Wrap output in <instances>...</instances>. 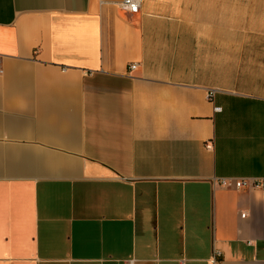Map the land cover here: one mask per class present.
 <instances>
[{"label":"crops","instance_id":"obj_1","mask_svg":"<svg viewBox=\"0 0 264 264\" xmlns=\"http://www.w3.org/2000/svg\"><path fill=\"white\" fill-rule=\"evenodd\" d=\"M141 1L0 0V264H264V0Z\"/></svg>","mask_w":264,"mask_h":264},{"label":"built area","instance_id":"obj_2","mask_svg":"<svg viewBox=\"0 0 264 264\" xmlns=\"http://www.w3.org/2000/svg\"><path fill=\"white\" fill-rule=\"evenodd\" d=\"M141 0H122L119 7L120 9L128 15H136L139 13L141 8ZM136 65H131L130 70H135ZM3 71L0 69V75ZM220 111V109H217ZM207 148L210 149V144L207 145ZM216 186H219L224 189H234L236 191H257L264 198V179H255V178H233V179H217L214 181ZM219 256V253L216 254ZM215 257L213 258V262Z\"/></svg>","mask_w":264,"mask_h":264}]
</instances>
